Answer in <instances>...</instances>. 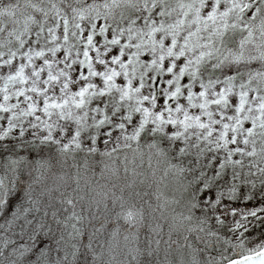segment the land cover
I'll list each match as a JSON object with an SVG mask.
<instances>
[{
  "label": "snow or ice",
  "instance_id": "6c2138e0",
  "mask_svg": "<svg viewBox=\"0 0 264 264\" xmlns=\"http://www.w3.org/2000/svg\"><path fill=\"white\" fill-rule=\"evenodd\" d=\"M0 80V264H264V0H0Z\"/></svg>",
  "mask_w": 264,
  "mask_h": 264
},
{
  "label": "trees",
  "instance_id": "16d2710c",
  "mask_svg": "<svg viewBox=\"0 0 264 264\" xmlns=\"http://www.w3.org/2000/svg\"><path fill=\"white\" fill-rule=\"evenodd\" d=\"M47 2V0H45ZM92 0H89V3H91ZM97 3H104V0H95ZM111 2V0H109ZM123 11L122 8H116L114 9V13L117 14V19H119V13ZM256 67H259V64L256 63ZM85 154L81 153L80 156L77 159V163L79 164V173H80V183L81 187L84 189L85 193L89 196H97L98 194H102L105 192L111 193V192H117V195H119V192L112 187V184L115 182L114 180H110L107 178V173H105V178L101 177V172L104 170V165L101 163L102 160H105L107 163L112 164L113 161L107 160L105 157L100 156L99 154L91 155L87 157V167L85 166ZM117 164L120 162L117 161ZM72 164V161L69 159L68 165L64 167L63 170L56 168L53 171L57 172V174H60L61 171H70L72 176L75 177L77 169L76 168H70L69 166ZM151 198L154 202V197H146L145 199ZM109 205H111V200L108 201ZM137 206L138 203H137ZM118 210V209H117ZM120 224L123 226L124 221L121 220ZM99 226V225H97ZM115 222H110L107 225V229L109 231L113 230L115 228ZM107 233L103 234L106 235ZM148 234L147 229L143 228L141 230V239H143L144 235ZM259 234V233H257ZM208 240H213L214 237H207ZM200 248H203V244L199 245ZM215 248H219V245H214ZM217 248V249H218ZM190 252V250H189ZM253 252V251H252ZM250 252L245 251H239L234 249H231L229 252L226 253L227 256L231 257L232 259H238L239 257L246 255ZM210 254L213 256H216V251H213L210 249ZM190 255V254H189ZM188 255V256H189ZM205 258H207V254H205ZM218 258V257H217ZM190 260V258H189Z\"/></svg>",
  "mask_w": 264,
  "mask_h": 264
},
{
  "label": "rangeland",
  "instance_id": "374dc122",
  "mask_svg": "<svg viewBox=\"0 0 264 264\" xmlns=\"http://www.w3.org/2000/svg\"><path fill=\"white\" fill-rule=\"evenodd\" d=\"M56 2L57 3H59V0H56ZM170 2L171 3H173V4H176V3H179V2H182V0H170ZM99 23L100 24H103V21L101 20V21H99ZM27 71V70H26ZM2 84H3V81L2 80H0V86H2ZM14 102V101H13ZM246 126H250V122H246ZM104 149L101 147V151H103ZM239 207H244V205H239ZM248 207H251V205H248ZM237 219H239V217H237ZM258 233V232H257ZM256 233V235H259V234H257ZM229 239H232V237H231V235H229V237H228ZM232 242H233V244H235L236 243V240L235 239H233L232 240ZM256 247V245L254 244V243H248V244H245V247L244 248H235L236 250H239V251H245L246 253L247 252H252V251H250V249H253V248H255ZM218 248V247H217ZM187 259H191V255H189V256H187L186 257ZM219 258V257H218Z\"/></svg>",
  "mask_w": 264,
  "mask_h": 264
},
{
  "label": "water",
  "instance_id": "95a60500",
  "mask_svg": "<svg viewBox=\"0 0 264 264\" xmlns=\"http://www.w3.org/2000/svg\"><path fill=\"white\" fill-rule=\"evenodd\" d=\"M248 255L255 256V252H254V253H251V254H248ZM248 255H245V256H248ZM245 256L243 255V257H240V258H238L237 260H242Z\"/></svg>",
  "mask_w": 264,
  "mask_h": 264
}]
</instances>
